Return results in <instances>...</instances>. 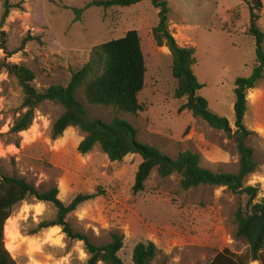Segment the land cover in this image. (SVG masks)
Returning <instances> with one entry per match:
<instances>
[{"label": "rangeland", "instance_id": "rangeland-1", "mask_svg": "<svg viewBox=\"0 0 264 264\" xmlns=\"http://www.w3.org/2000/svg\"><path fill=\"white\" fill-rule=\"evenodd\" d=\"M93 1L10 0L21 9H13L3 21L6 0H0V174L25 178L40 191L58 187L59 199L66 205L80 194H97L68 221L75 232L99 246L110 243L115 234L123 236L119 256L125 264H133V252L140 243L156 245L158 257L152 264H210L226 248L248 259L249 246L237 235L235 217L247 204L245 195L211 186L185 191L179 174L162 178L156 171L145 191L135 194L142 158L131 155L111 162L99 146L82 155L78 147L85 135L78 128H70L54 140L53 125L64 113L58 104L46 102L38 108L32 127L21 134L19 147L1 141V134L8 133L22 113L23 103L22 89L1 69L3 62L33 71V85L40 91L67 86L72 73L90 61L95 47L135 30L147 64L145 88L139 96L146 111L133 116L93 106L80 90L78 98L89 119L110 124L120 118L137 129L140 142L172 159L190 151L201 156L205 169L238 173L240 157L234 140L190 112H180L186 101L176 98L173 57L166 46H157L153 35L159 10L146 0L126 8H88ZM167 1L170 30L178 44L197 51L193 71L204 86L199 95L208 101L210 111L228 119L235 131V84L252 76L256 61L255 41L246 35L249 6L242 0ZM74 9L83 10L79 22H75ZM260 25L264 28V10ZM258 86L264 89V79ZM245 126L254 132L247 145L254 149L259 165L248 185L259 188L258 200H262L264 95L255 90L248 93ZM56 213L53 204L35 199L14 208L5 238L6 248L18 264L87 263L84 243L69 240L60 227L30 234L41 223L53 221Z\"/></svg>", "mask_w": 264, "mask_h": 264}, {"label": "trees", "instance_id": "trees-1", "mask_svg": "<svg viewBox=\"0 0 264 264\" xmlns=\"http://www.w3.org/2000/svg\"><path fill=\"white\" fill-rule=\"evenodd\" d=\"M145 0H95L88 8L110 9L114 7H132ZM159 10V24L153 30L158 47L166 46L173 57V75L178 81L176 98L186 102L180 112L188 111L195 118L202 119L211 128L224 132L236 143L239 153L238 173H214L202 167L199 154L181 153L176 159L163 154L156 147L146 145L138 140L137 129L125 120L115 118L108 124L102 120L89 119L88 110L79 100L78 94L83 90L85 100L93 106L113 108L129 115H139L146 111L140 103L139 96L145 88L147 64L140 35L131 30L124 37L109 41L93 49L90 61L81 69L72 73L67 86H51L38 90L34 85L36 75L30 69L3 62L4 69L14 78L23 92L22 113L17 117L8 133L1 134L5 145L20 146L21 134L28 131L35 120L36 111L46 102H53L64 109L62 116L53 125V139L57 140L70 128L80 129L85 137L78 147L82 155L90 154L99 146L111 162H121L126 157L138 155L142 163L136 174L133 191L139 194L151 174L156 171L162 178L174 174L181 176L180 186L183 190L211 186L227 188L237 195H245L247 204L236 212L238 237L244 238L249 246V257H237L229 249L218 253L210 264H250L249 261L264 264V199L258 200L259 188L248 185V179L258 171L254 149L247 145V140L254 132L245 126L248 112V93L257 88L264 79V28L261 27L264 3L262 0H242L249 6L250 25L246 35L256 44V61L250 78H241L235 84L236 101L234 104L236 130L233 131L228 119L219 117L209 109L208 101L199 95L203 85L194 74L197 63L196 49L182 47L170 30L171 8L167 0H146ZM3 21L13 9L20 5L5 2ZM75 22L81 20L83 10L74 9ZM27 40H25L26 42ZM6 51V48L3 47ZM58 187L40 191L25 178L0 174V264H18L6 248L5 227L13 215L14 208L30 199L53 204L57 210L53 221L41 223L30 234L41 230L60 227L69 240L83 242L88 254L86 264H125L119 253L124 247V237L115 234L113 240L99 246L81 233L75 232L68 217L88 201L98 197L97 194H80L68 205L59 199ZM158 257L154 243H140L133 252V264H152Z\"/></svg>", "mask_w": 264, "mask_h": 264}, {"label": "crops", "instance_id": "crops-1", "mask_svg": "<svg viewBox=\"0 0 264 264\" xmlns=\"http://www.w3.org/2000/svg\"><path fill=\"white\" fill-rule=\"evenodd\" d=\"M261 82V81H260ZM259 84V83H258ZM255 91H258L259 93H261L262 95H264V89H261L258 85L257 88L254 89Z\"/></svg>", "mask_w": 264, "mask_h": 264}]
</instances>
